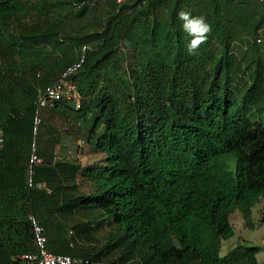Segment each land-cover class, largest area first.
<instances>
[{
	"label": "trees",
	"instance_id": "trees-1",
	"mask_svg": "<svg viewBox=\"0 0 264 264\" xmlns=\"http://www.w3.org/2000/svg\"><path fill=\"white\" fill-rule=\"evenodd\" d=\"M181 9L212 25L197 55L187 52ZM63 37L89 47L70 78L79 104L41 108L47 136H33L36 90L75 59ZM263 37L258 0H0V264L33 250L29 214L53 253L107 264H258L256 246L218 250L233 235V214L259 224L250 214L264 195ZM234 40L244 45L236 53ZM55 117L100 162L55 159ZM32 140L40 163L28 186ZM102 218L113 225L103 243H79Z\"/></svg>",
	"mask_w": 264,
	"mask_h": 264
},
{
	"label": "built area",
	"instance_id": "built-area-1",
	"mask_svg": "<svg viewBox=\"0 0 264 264\" xmlns=\"http://www.w3.org/2000/svg\"><path fill=\"white\" fill-rule=\"evenodd\" d=\"M121 3L125 0H114ZM89 47L86 44L79 46L75 52V59L68 64L58 75V77L46 84L41 91H38L34 98V117L32 134L34 136L36 125L39 122L38 111L41 107H52L55 103L63 101L77 109L79 104V95L75 89V84L70 80L84 60L85 51ZM38 75V72L36 73ZM81 144L82 141H77ZM2 144V133L0 131V146ZM40 162L34 151V141L32 140L30 154L28 157V177L27 185H31V166ZM33 240V250L18 255L15 259V264H107L103 260H94L89 258L73 257L67 254L53 253L46 247V238L43 233V228L32 214L27 216Z\"/></svg>",
	"mask_w": 264,
	"mask_h": 264
},
{
	"label": "rangeland",
	"instance_id": "rangeland-1",
	"mask_svg": "<svg viewBox=\"0 0 264 264\" xmlns=\"http://www.w3.org/2000/svg\"><path fill=\"white\" fill-rule=\"evenodd\" d=\"M258 1H264V0H258ZM98 5L99 4H97V6ZM74 9H77V7H74ZM101 17H102L101 10L94 12V15H93V19H94L93 21L94 22L91 24L93 28L99 27V21L101 20ZM67 19H68V21H71L72 18L70 16H68ZM72 24H73V22H72ZM72 28L74 29V24H73ZM63 40L68 41L71 44H73V47L71 49L76 50V48L79 44V42H77V39L74 37L70 38V39L63 37ZM257 44H259L261 51L264 53V37H263L262 41L257 42ZM233 46H234L233 47L234 53L237 52L236 47H239V48L244 47L243 43L241 41H237V40H234ZM51 124L53 125L55 130L59 132L58 142L56 143V145L54 146V148L52 150V155H54L55 159L70 160V159L76 158L79 161V163H81L83 165L100 162V160L103 157L102 154L98 151H94L87 144L80 149L79 148L76 149V145H75L76 138L73 137L72 135L68 134L65 131L66 124L64 121L55 117L52 120ZM38 131L43 132L44 130H43V128L39 127V130H37V133H39ZM42 136L46 137L47 133L43 132ZM227 164H228V169L232 170L233 169V160L231 158L228 159ZM80 189L83 190L85 193H87L89 191V187L84 186L83 184L80 185ZM263 203H264V200H263ZM76 215H78V214H76ZM78 216L80 217V215H78ZM262 216H263L262 211H260L258 214H255V217H256L255 222L256 221L260 222ZM232 218H231V221L233 222L232 225H234V223L237 222L239 217L236 214H233ZM96 221H97L96 223L92 224V227H91V230L89 231L88 236L85 239H82V240L80 239L78 241L79 243L86 244V245H88V247L91 245H95V246L99 247V245H101L103 243L105 235H107L110 231L113 230V225L106 218H102V220L99 219ZM238 223H239V221H238ZM235 224H237V223H235ZM263 230H264V226L262 227L261 232H263ZM247 234H248V231H246V229H244V237ZM238 236H239V234L233 233V235L231 237L224 239V240H221L220 247L218 250V255L219 256L224 255L227 250L231 249L233 246L238 244L239 242L235 243V239H238ZM239 241H240V239H239Z\"/></svg>",
	"mask_w": 264,
	"mask_h": 264
},
{
	"label": "clouds",
	"instance_id": "clouds-1",
	"mask_svg": "<svg viewBox=\"0 0 264 264\" xmlns=\"http://www.w3.org/2000/svg\"><path fill=\"white\" fill-rule=\"evenodd\" d=\"M176 15H177V19L181 22V30L184 33H186L188 37H190V39L188 40V42L186 44V49H187L188 54L189 55H197L200 47L202 45L206 44L209 37L211 36V33L213 31L212 25L207 22V20L204 16L193 15L192 11H190V10L181 9L177 12ZM42 89L43 88L37 89L35 92V95L38 91H41ZM34 98H35V96H34ZM33 103H34V101H33ZM41 108H44V107H41ZM41 108H39V110ZM46 108H51V107H46ZM34 110H35V105H34ZM38 118H39V122L36 125L35 133L37 132L39 124H40L39 111H38ZM32 127H33V119H32ZM77 141H79V139L76 140V145L78 146V148H82L83 143L78 144Z\"/></svg>",
	"mask_w": 264,
	"mask_h": 264
},
{
	"label": "crops",
	"instance_id": "crops-1",
	"mask_svg": "<svg viewBox=\"0 0 264 264\" xmlns=\"http://www.w3.org/2000/svg\"><path fill=\"white\" fill-rule=\"evenodd\" d=\"M264 195L260 197L258 202L254 205V207L251 210V221L255 223V214H258L260 211H262L263 216L259 222V224L254 228H246L243 225V220L241 219L240 215L238 213H235L239 218L237 220V224L234 223L233 225V233L239 234L238 239H235V243H245L247 245H252L258 247V251L255 254V258L258 264H264V230L261 232L262 227L264 226ZM261 202V203H260ZM233 217V216H232ZM233 219V218H232ZM239 221V223H238ZM233 224V222L231 221ZM236 225V226H235ZM244 229L248 231V234L244 237ZM261 233V234H260ZM240 239V241H239ZM53 249L56 250H62L63 248L57 244L53 246Z\"/></svg>",
	"mask_w": 264,
	"mask_h": 264
}]
</instances>
